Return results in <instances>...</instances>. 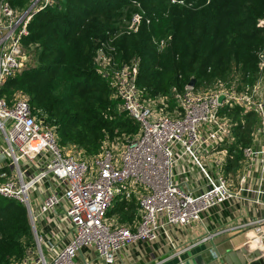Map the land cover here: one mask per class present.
Returning <instances> with one entry per match:
<instances>
[{
  "label": "built area",
  "instance_id": "built-area-1",
  "mask_svg": "<svg viewBox=\"0 0 264 264\" xmlns=\"http://www.w3.org/2000/svg\"><path fill=\"white\" fill-rule=\"evenodd\" d=\"M54 1L31 0L26 8H14L9 0H0V91L31 62L23 45L28 24ZM142 19L136 13L131 28L137 29ZM99 58L110 66L104 49ZM109 66L105 75L121 99L120 108L140 129L132 138L105 142L93 156H77L62 147L56 129L35 114L22 90L0 96V195L21 201L27 209L35 240L31 254L38 255L33 264H78L84 249L114 264L129 245L155 242L162 234L175 255L180 249L173 229L200 223L205 234L199 241L226 231H210L206 220L222 214L226 202L233 212L246 205L245 218L234 231L239 236L252 233L235 249L250 243L264 253V83L242 92L223 83L187 84L183 91L173 87V117L162 113L158 100L163 97H143L136 82L137 62L114 71ZM255 101L261 118L253 143L244 149L245 167L235 189L231 174H224L233 124L221 112L235 105L248 111ZM222 147L227 150L220 151ZM119 196L137 203L128 224H114L109 217Z\"/></svg>",
  "mask_w": 264,
  "mask_h": 264
},
{
  "label": "trees",
  "instance_id": "trees-1",
  "mask_svg": "<svg viewBox=\"0 0 264 264\" xmlns=\"http://www.w3.org/2000/svg\"><path fill=\"white\" fill-rule=\"evenodd\" d=\"M9 2L26 8L31 0ZM136 13L143 16L137 29L131 28ZM23 45L31 62L7 79L0 96L22 90L62 147L77 145L93 156L105 142L132 138L140 129L120 108L101 49L109 68L137 62L143 97H163L170 110L177 105L173 87L183 91L192 78L195 87L252 90L264 83V0H55L33 16ZM221 113L233 124L225 165L233 174L246 162L244 149L259 119L241 105ZM118 207L123 221H133L135 200ZM34 249L25 205L0 195V264H27Z\"/></svg>",
  "mask_w": 264,
  "mask_h": 264
},
{
  "label": "crops",
  "instance_id": "crops-1",
  "mask_svg": "<svg viewBox=\"0 0 264 264\" xmlns=\"http://www.w3.org/2000/svg\"><path fill=\"white\" fill-rule=\"evenodd\" d=\"M237 189V188H235ZM131 202V201H130ZM221 214L209 216L206 220L210 231L226 230L213 240L199 241L203 239L205 229L200 223H192L183 228L173 229L174 237L177 239L179 252L172 255V248L168 246L164 234L155 242L141 241L133 243L127 249L120 252L114 264H210L217 260L216 246L222 253L235 249L240 242L248 241L252 233L247 232L248 237L238 241L243 235H237L234 226L245 218L246 205L241 210L231 211L227 206ZM215 244V246H214ZM187 248V249H185ZM96 257V256H95ZM219 260V259H218ZM107 264L102 259L88 255L86 249L78 257V264Z\"/></svg>",
  "mask_w": 264,
  "mask_h": 264
},
{
  "label": "rangeland",
  "instance_id": "rangeland-1",
  "mask_svg": "<svg viewBox=\"0 0 264 264\" xmlns=\"http://www.w3.org/2000/svg\"><path fill=\"white\" fill-rule=\"evenodd\" d=\"M113 68V71H114V67H112ZM261 86V85H260ZM260 86H259V88H260ZM113 91H114V89H113ZM115 92V91H114ZM158 104L160 105V107H161V110H162V113L165 115V116H173L174 117V114H175V111H173V110H170L169 109V107L164 103V99L163 98H160L159 100H158ZM249 108H250V110H246L245 109V112H254V116L258 119V118H261L260 117V114H261V112H260V108H259V103H258V101H255V103H250L249 104ZM177 113V112H176ZM244 113V112H243ZM260 120V119H259ZM245 121H247L246 119H245ZM258 124H259V122H258ZM258 124H257V126H258ZM256 126V127H257ZM67 147V149H68V151H70L71 152V154H75V155H79V156H82V155H84V151H83V149H81L79 146H77V145H72V144H70V145H68V146H66ZM116 149V148H115ZM224 150H227L225 147H222L221 149H220V151H224ZM225 154H227V155H229L228 154V152L227 153H225ZM219 154H217V156H218ZM227 155H225V156H227ZM245 167V164L243 165V166H238V168H239V170L237 171V172H235V171H233V172H235V173H233V174H231V178L233 179V182H234V187L236 188V187H238V182H237V175L239 174V172L240 171H242V169ZM225 169H227L226 167H225ZM224 169V174L226 175V176H229V174L227 173V171ZM194 173L196 174V175H198V169L195 167V171H194ZM188 179L190 180L191 179V177L189 176L188 177ZM117 201V202H116ZM116 201H115V204L116 205H114V207L112 208V210H111V214L109 215V217L111 218V222L112 223H114V224H128V223H130V221L129 222H126V221H123L122 220V217L124 216V212H122L120 209H119V205L120 204H122L123 202H124V200L121 198V196H119L117 199H116ZM115 208V209H114ZM249 235L248 234H245V235H243L242 237H240V238H238V241H241V240H243L245 237H248ZM31 258H34L33 259V261L31 262V261H29V262H31L32 264L34 263V262H37L36 260H38V255H37V253L35 254V255H33ZM31 260V259H30Z\"/></svg>",
  "mask_w": 264,
  "mask_h": 264
},
{
  "label": "water",
  "instance_id": "water-1",
  "mask_svg": "<svg viewBox=\"0 0 264 264\" xmlns=\"http://www.w3.org/2000/svg\"><path fill=\"white\" fill-rule=\"evenodd\" d=\"M261 58L264 62V51L261 55ZM195 82H196V79L192 78L191 81L189 82V85L193 86ZM223 98H224V95H221L219 98V101L222 102ZM214 249L217 253V257L219 260L218 259L214 260L210 264H248V262H251V264H259V262H256V261L252 263V260L257 257L258 258L264 257L263 251L261 250L255 251L253 246L250 243L243 244L237 249H231L225 253H222L220 250H218L216 246L214 247Z\"/></svg>",
  "mask_w": 264,
  "mask_h": 264
},
{
  "label": "bare ground",
  "instance_id": "bare-ground-1",
  "mask_svg": "<svg viewBox=\"0 0 264 264\" xmlns=\"http://www.w3.org/2000/svg\"><path fill=\"white\" fill-rule=\"evenodd\" d=\"M263 256H264V254H263ZM255 261H256V262H259V264H264V262H263V261H264V257H259V258L257 257V258H254V259L252 260V263L255 262ZM248 264H251V262H248Z\"/></svg>",
  "mask_w": 264,
  "mask_h": 264
}]
</instances>
